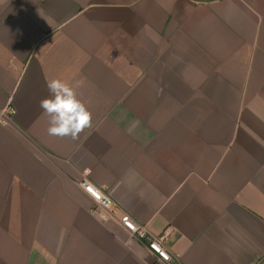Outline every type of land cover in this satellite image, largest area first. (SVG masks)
<instances>
[{
  "label": "crops",
  "instance_id": "1",
  "mask_svg": "<svg viewBox=\"0 0 264 264\" xmlns=\"http://www.w3.org/2000/svg\"><path fill=\"white\" fill-rule=\"evenodd\" d=\"M92 113L47 132V82ZM0 264H264V0H0ZM172 260L93 214L84 170Z\"/></svg>",
  "mask_w": 264,
  "mask_h": 264
},
{
  "label": "built area",
  "instance_id": "2",
  "mask_svg": "<svg viewBox=\"0 0 264 264\" xmlns=\"http://www.w3.org/2000/svg\"><path fill=\"white\" fill-rule=\"evenodd\" d=\"M15 112V109L9 106L0 109V121H9ZM88 173L89 170H84L78 185L93 201L90 211L104 220H117L132 238L154 253L159 261L168 262L172 260L173 256L166 244L172 229H167L161 235H155L149 230L147 224L137 221L120 207L103 186L93 183L89 179Z\"/></svg>",
  "mask_w": 264,
  "mask_h": 264
},
{
  "label": "clouds",
  "instance_id": "3",
  "mask_svg": "<svg viewBox=\"0 0 264 264\" xmlns=\"http://www.w3.org/2000/svg\"><path fill=\"white\" fill-rule=\"evenodd\" d=\"M47 89L49 97L42 99L39 106L49 117L48 134L77 139L80 133L92 126L93 117L87 104L79 98L73 86L61 79L48 81Z\"/></svg>",
  "mask_w": 264,
  "mask_h": 264
}]
</instances>
